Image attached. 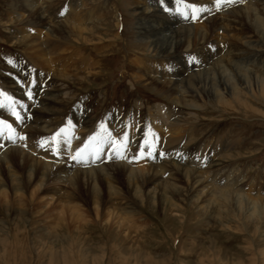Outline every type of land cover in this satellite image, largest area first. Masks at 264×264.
Listing matches in <instances>:
<instances>
[{
    "label": "rangeland",
    "instance_id": "rangeland-1",
    "mask_svg": "<svg viewBox=\"0 0 264 264\" xmlns=\"http://www.w3.org/2000/svg\"><path fill=\"white\" fill-rule=\"evenodd\" d=\"M251 1L256 2L244 0L242 4L233 2L217 8L214 0H165L163 4L161 0H0V89L7 93L0 119H8L17 132H23L28 145L26 148L20 143L12 144L0 136V142L4 143L0 153L20 147L32 157L53 164L51 153L36 148L34 142L55 131L65 118L73 120L77 139L95 130L100 120L109 126L127 120L135 125L131 131L140 139L144 124L154 130L156 123H169L177 118L184 130L175 136L176 140L168 142L167 128L163 136L154 130L159 137L156 146L168 154L167 158L176 157L179 150L199 161L196 156L201 153L199 163L194 165L203 169L213 157L218 164L202 174L208 175L207 181L217 190L227 188L263 197L264 90L255 84L251 89L241 84L239 101L228 98L230 106L208 98L191 106L176 102L170 91L164 89L167 81L178 82L191 71L210 69L219 79L220 65L229 62L264 78V42L253 41L264 38V24L254 32V20L246 19L251 23L249 27L233 18L230 11L243 9ZM257 1L262 2L264 12V0ZM191 4L205 8L196 21L184 19L180 14L184 11L190 14L191 9L185 5ZM65 6L64 15H60ZM97 13L99 18L95 17ZM68 23L86 30L80 35L66 30L63 36L55 26L62 24L67 28ZM157 24L168 29L190 24L207 37L198 40V34L192 35L193 42L190 40L185 49L158 54L163 45L161 39L168 32L147 31ZM245 48L251 52L245 54ZM189 57L196 59L190 63ZM225 68L229 72V65ZM237 71L235 66L230 70ZM29 78L35 81L31 85L35 97L32 101L24 96L21 87ZM159 81L166 86L161 88ZM9 96L28 105L21 111L25 117L30 112V120L26 118L22 124L15 121L7 108L11 103ZM157 106L161 109L158 115ZM34 118L43 125L42 130L30 128L28 124ZM187 128H194V139L185 142ZM7 134L6 130L4 135ZM222 138L230 147L220 146ZM44 156L49 157L47 161ZM205 157L206 161L201 162ZM64 160L61 157L54 163L63 167L67 159ZM155 161L159 160L130 164L142 167ZM116 163L128 164L113 160L99 166ZM111 169L107 171L110 173ZM72 172L71 166L65 167L60 175L65 174L64 178L68 175L69 179ZM169 173L166 169L162 177H169ZM18 177L20 173L15 168L6 171L2 179L9 185ZM115 177L117 181L112 186L122 198L116 199L114 206L119 207L123 224L114 214L109 219L105 205L94 209L83 199V193H79L77 201L71 199L65 204L63 200H55V195L50 197L51 193H39L35 181L24 191L22 201L6 187L9 202H15L6 205L0 196V264H264L263 212H259L262 216L258 213V219L256 215L248 216L251 212L248 207L240 211L228 204L206 207L211 196L198 199L202 189H193L182 182L184 192L170 196L175 208L155 198L153 203L147 198L156 196L155 187L160 180L144 185L143 192L148 197L140 203L132 186L124 182L123 174L115 173ZM59 184L60 191L66 188L72 191L67 182ZM54 185L58 183L55 181ZM19 202L28 208L24 221L15 213L14 207ZM74 204L77 206L72 207Z\"/></svg>",
    "mask_w": 264,
    "mask_h": 264
},
{
    "label": "bare ground",
    "instance_id": "bare-ground-1",
    "mask_svg": "<svg viewBox=\"0 0 264 264\" xmlns=\"http://www.w3.org/2000/svg\"><path fill=\"white\" fill-rule=\"evenodd\" d=\"M24 2H26V1H24ZM261 3L262 2L258 3L257 0H256V2H252V1L247 2L245 5V8L244 7H243V9L233 8L230 11H231V13H233V18H236V20L238 22L246 23V25H248L249 27H252L251 23H248L246 19L251 18L252 20H254V23H253L254 28H252V30L254 32H257V31H259V29L257 30L256 28L257 27L260 28V26H263V24H264V12H263V9L260 7ZM29 6H33V5L29 4ZM144 11H143V14H144ZM98 15H99L98 13H97V15L95 14V17H98ZM69 23H68L69 29H67L68 27L66 28L65 25H62V24L61 25L57 24L55 27L57 28V30L61 34H63V36H64L66 30H67V32H68V30H70L71 32H76V34H79V35L83 31L86 30L83 27H75ZM75 28H76V31L74 30ZM164 29L167 30L168 33L164 34L162 39H161V42H163V45L160 47V49H159L160 52L158 54H162L164 52H170L173 54V53H175L181 49H185L189 45L190 40L193 39L192 35L195 36L198 34V36H199L198 40L200 38L204 39L205 37H207L206 34L204 36V33H200V32L198 33L197 26L192 28V26L190 24L189 25H180L176 28L169 27V29L164 28L160 24H157V25H155V27L153 26V28L151 27L147 31L151 30L153 32L154 31L155 32L156 31L162 32ZM53 30L51 32L55 35ZM24 36H26V35H24ZM29 36H30V34H29ZM260 39L261 40H259V38H257L256 40H253V41L257 42V43L258 42L263 43L264 38L261 37ZM248 50H250V48H245V50H243V52L245 54H248L251 52V50L250 51H248ZM35 51H36V49H35ZM229 53H230V50L228 52H226V55L228 56ZM35 54H37V53L35 52ZM239 54H241V53H239ZM176 58H178V57H176ZM179 59H181V58L179 57L178 60ZM220 59H218V60H220ZM228 62H229V60H228ZM228 65L230 68L229 72L227 71L228 69L225 68V66H228ZM233 66H235V68H237V70H238L235 73L230 72V70L232 69ZM220 67L222 69L219 72V74L221 75V78H219V79H218V74L216 75V73H214L213 70L209 69V72L202 71V70L201 71H193V72L191 71L186 77H183L181 79L179 78L178 82L167 81L166 82V83H168L167 89L164 87V86H166L164 81H159V84L162 85L161 88L164 87L165 91H167V90L170 91L169 94L173 97V99H175L176 102H178V103L183 102V103H185L187 105H191V106L194 105L195 103H197V101L203 100L204 98L205 99L206 98L212 99V100L216 101V103H218L219 105H222V106H227V104H229L228 106H230L231 104L229 103L230 100L228 98L236 99V101H239V94H240L241 89H242L240 87L241 84H244L245 86L250 87V89H251L252 85L255 84V86L257 85L256 86L257 88L264 90V78L262 76L260 77L259 73H258L259 74L258 75L257 72H255V73L247 72V70L244 67L242 68V67L238 66V64L236 65L235 63H231V62H229V64L226 63V65L224 63L223 65H220ZM60 69H62V68H60ZM56 71H57V69H56ZM59 72H60V74L62 73L60 70L57 71V73H59ZM201 102H203V101H201ZM195 105H197V104H195ZM34 110H36V109L34 108ZM160 110H161L160 107L157 106V109H156L157 115H158ZM43 111H45V110H43ZM31 122L32 123L28 124V125H30V128L32 127V129L35 128V129H40V130L43 129V125H40V122H38V120H36L35 118H34V120H31ZM178 122H180V121H178L177 118L176 119L174 118V120H171V122H169V123H163V124L162 123H160V124L156 123L155 125L153 124L154 130L157 131L158 134L161 136L162 133H163V135L165 134V132H166L165 129L167 128L169 131L167 140H169L168 142H170V141L176 140L175 136L178 135V133L183 132V130H184V126L178 124ZM28 129H29V127H28ZM187 129H188L187 131L189 133L187 132L185 134V131H184V135H185L184 141L185 142L194 139L193 131H192V130H194V128H187ZM190 131H192V132H190ZM180 137H178V138H180ZM220 140H221V143H220L221 147H222V145H224L226 148L230 147L228 145V141H226L224 138H222ZM222 142H223V144H222ZM19 148H11V149H8L6 152L2 151L0 153V196L6 205H11L13 202H15L14 200H13V202L12 201L9 202V198L7 196L9 193L7 194L6 187L9 188L8 189L9 192L13 191L15 194L19 195V197L22 199V196H24V194H23L24 191L30 185H32V182L34 183L36 181L37 185H38L37 189L39 190L38 191L39 193H41L43 195H46L47 193H51V194H49V196L53 197V195H55V200L57 199V200H59V202H60V200L61 201L63 200L64 202H66L67 200H71V199L72 200L75 199L74 201H77L76 197H78L79 193H83L82 194L83 199H85L89 203H91L93 205L94 209L97 210L98 206L101 207L102 205H105V207L107 208V211H105V214H107L109 216L114 214L115 217H117V219H119V218L121 219L120 223L123 224L124 219H123V217H121L122 215L121 216L118 215L119 207L114 206L115 200L116 199L118 200L119 198H122V197H121V194H119L112 186V183L114 181H117L115 179L116 178L115 173L117 174V173L121 172V174H123L124 182L127 184V186L128 185L132 186V189H134L133 190V194L135 195L134 197L136 199H138L140 203H143L144 199H146L145 197H148L143 192L145 189L144 185L148 184L149 182H153L155 180H160V185L157 184V186L155 187V188H158L157 189L158 191H156V196L151 195L150 198L149 197L147 198L148 200L152 201L153 203H154V198H155L156 201H159V200L163 201V202L165 201L167 204L171 203V205H173L172 204L173 202H171L170 196L182 194V192H184L183 188L185 186L180 184V182H182L185 185L192 187L193 189L194 188L196 189V187L202 189V192H201L202 196H198L199 195L198 194L197 195L198 199H199V197H203L201 200H205L206 196H208V197L211 196L210 197L211 200H208V201L206 200L207 203L204 202V203H206V207L210 208L211 206L218 204V203L219 204H228L235 209L237 208L238 211L244 209L245 207H248V209L250 208V210H251V212H250V214H248V216L251 217V216L256 215V216H258V219L260 218V215L264 213V199H263L264 196L263 197L251 196L248 194H244V193H240V192H236V191H232V190L230 191L227 188L226 189L220 188L219 190H217L216 187L211 182H208L207 181L208 175L204 176L203 175L204 173L202 174V172L204 170L208 171L213 166H216L218 164V162H217V159L212 157L209 161H206V165L203 167V169H202V167L198 168L197 165L196 166L194 165V163H199V161L201 159V153H200V155L196 156V158L199 156V159H198L199 161H195L194 158L190 159L189 156L187 154H185V152H182V151L180 152L178 150V152L181 153V156L179 158H177V156L176 157L170 156L168 158H167V156H165V159L162 160V158H160L158 156V154H156L157 159H155V160H159V161L150 162L147 165H144L142 167L141 166H136V167L131 166V164L127 162L128 164H121V163L117 164L116 163V164H110V165L108 164V165H105L104 167H103V165H102V167L101 166H96V167L91 166V167H87V168L81 167L82 168L81 169L79 166H77V168H75L76 165L73 162L65 161L67 159L66 157L64 160L65 161L64 166L61 167L60 165H55L54 162H53V164L52 163H45V161L42 162V160L37 159L36 157H32V155L28 154L27 152H24L23 150H21ZM18 158H21L20 162L18 161ZM186 159H188V161H186ZM46 161H47V159H46ZM70 166H71L73 172L71 173V177L69 179H68V175H67V178H64L65 174L60 175V172L63 170V168L70 167ZM110 167L112 169H111V172L109 173V171H107V169H109ZM15 168H17L19 173H20V177H18L19 179L15 180V182H13L9 185L5 184L3 179H2V176L4 175V173H6V171L11 172ZM166 169L170 170V173H169L170 176L163 178L162 174ZM25 171H27L26 174H25ZM122 172H125V175ZM82 176L84 177V180L81 179ZM55 181L58 183L59 186L54 185ZM174 181H176L177 183H175ZM61 182H65V183L67 182V184L71 187L72 191L67 190V188L65 191H60L62 186H60L59 183H61ZM92 182H95L96 185H93L94 183L92 184ZM207 184L209 186L207 188L205 187V189H203L204 186ZM48 185H50L52 188H49ZM39 197H40V195H39ZM16 198H17V196H16ZM50 199H52V198H50ZM22 201H23V199H22ZM64 202H63V204H64ZM109 202H110V205H109ZM67 203L68 202H66L65 204H67ZM107 203H108V206H110V207L107 206ZM22 204L24 205V202H19V204L17 205V208L16 207H14V208L17 209V212H15L17 218L22 217V221H24L23 215L27 213L28 208L22 206ZM74 206H77V204L72 205V207H74ZM174 208H175V206H174ZM42 213H43V211H42ZM112 218H113V216H112ZM61 219H62V217H61ZM109 219L111 220V216ZM107 221H109V220L107 219ZM128 227L130 229L132 228L131 225H128ZM2 232H4V231H2ZM3 243H4V241H3Z\"/></svg>",
    "mask_w": 264,
    "mask_h": 264
},
{
    "label": "snow or ice",
    "instance_id": "snow-or-ice-1",
    "mask_svg": "<svg viewBox=\"0 0 264 264\" xmlns=\"http://www.w3.org/2000/svg\"><path fill=\"white\" fill-rule=\"evenodd\" d=\"M165 0H161L163 4ZM244 3V0H214V4L217 8L224 4ZM186 8L191 9V13L184 11L180 12L177 8V12L183 16L184 19H190L196 21L198 16L205 10L204 7L195 4L185 5ZM65 8L60 10V15H64ZM33 31V29H29ZM211 47V45H209ZM195 57H189L191 63L195 60ZM8 63H12L11 60ZM35 81L29 78L28 83H21V87L24 89V96L29 101L35 99L33 89L31 87ZM7 93L0 89V108L5 107L3 97ZM8 99L11 103L7 104V108L10 115L15 118L17 123H24L25 119H31V113L25 117L21 110L27 109L28 105L23 102H18L15 97L9 96ZM6 126V129H5ZM135 125H131L127 120L123 123L117 121L116 125L109 126L105 120H100L95 124V130L90 134L76 138L75 124L72 119L65 118L61 122L60 126L48 135L40 136L35 142L34 146L43 150L45 153H51L53 162L61 157H66L67 161L73 162L79 167H91L99 166L100 164L111 162L113 160H123L128 163H145L148 160H155L157 156L154 153L158 152V156L163 158L167 155L166 152L157 148L156 144L159 140L155 131L147 124L143 125V137L136 139L135 134L131 131V128ZM7 130V135L4 133ZM0 136L4 137V140L17 144L20 143L23 147H28L26 136L23 132H17L13 125L8 122V119H0ZM75 141V142H74ZM4 147V143L0 142V148ZM35 154V153H33ZM177 158L181 156V153H176ZM42 158L48 159V156ZM199 159V157H198ZM206 157L203 161H206Z\"/></svg>",
    "mask_w": 264,
    "mask_h": 264
}]
</instances>
